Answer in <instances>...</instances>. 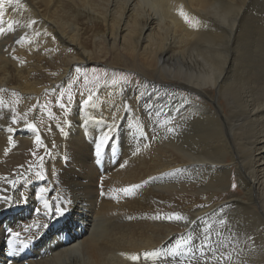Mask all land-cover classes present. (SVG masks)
Segmentation results:
<instances>
[{"label": "bare ground", "instance_id": "1", "mask_svg": "<svg viewBox=\"0 0 264 264\" xmlns=\"http://www.w3.org/2000/svg\"><path fill=\"white\" fill-rule=\"evenodd\" d=\"M23 206L4 264H264V0H0V213Z\"/></svg>", "mask_w": 264, "mask_h": 264}, {"label": "rangeland", "instance_id": "2", "mask_svg": "<svg viewBox=\"0 0 264 264\" xmlns=\"http://www.w3.org/2000/svg\"><path fill=\"white\" fill-rule=\"evenodd\" d=\"M88 68H94V69H96V71H94L96 74H93L94 72H90V73H88V74H85V75H83V78L84 79H87V80H85V83H88V82H91V83H95L96 81H99L100 79H106V78H108V76L109 75H107L104 71H97V70H109V68H108V66L106 65V64H98V65H89L88 66ZM117 72L119 73V74H121V75H123L124 77H125V79H129L130 81H132L133 82V79H131V75L132 74H134L132 71H129V70H125V69H118L117 70ZM106 74V75H105ZM71 84H67L66 86H65V88H64V91H66V89L68 90L69 88H71ZM90 86V85H89ZM63 91V92H64ZM57 95H58V93H57ZM72 95H73V93H72ZM56 96V95H55ZM60 100V96H58V97H51L50 95L49 96H47V102H50V103H52V102H54V101H59ZM44 110V107L42 108V111ZM43 119V117H40L39 119H38V122H39V124L41 125V123H43L41 120ZM237 188V186L235 187V189ZM29 208H27V206H23V207H20L19 209H16V210H12V209H7V210H5L3 213H0V224L1 223H3V222H6V221H9V224L11 225H9L10 227H9V229H14V228H17L18 227V225L20 224V222H22V221H26V220H29L30 219V215L28 216V218H26L25 219V217L24 216H19L18 214L20 213V212H24V211H26V210H28ZM65 220H69L70 221V218H62V219H60V220H58L57 222H55L54 224H52L50 227H49V229H48V231H47V233H46V235H48V234H52V233H54V230L55 231H57L58 229V227H59V223L60 222H66ZM80 221V220H79ZM12 225H15V227L14 228H12ZM1 226V225H0ZM3 227V226H2ZM60 231V230H59ZM58 231V232H59ZM62 234H63V232L62 233H60L59 235L60 236H62ZM6 240V237H4L3 236V239L1 238V240H0V244L2 243V242H4ZM3 244V243H2ZM33 244H35V242H33L31 245H33ZM27 245H29V244H27ZM27 245H25V246H27ZM24 246V247H25ZM5 247H6V245L4 244L1 248H0V257L2 256H5V254H3L4 252H5ZM30 248L31 247H26V251H30ZM35 248H37V245H35ZM190 263H195V264H209L208 262H205V261H201L200 259H197V260H193V261H191ZM0 264H4V262L1 260L0 261Z\"/></svg>", "mask_w": 264, "mask_h": 264}, {"label": "snow or ice", "instance_id": "3", "mask_svg": "<svg viewBox=\"0 0 264 264\" xmlns=\"http://www.w3.org/2000/svg\"><path fill=\"white\" fill-rule=\"evenodd\" d=\"M182 15H183V13H182ZM87 100H88V101H91V100H92V97L89 96V97L87 98ZM63 107H64V105L61 104V108H63ZM113 130H115V126H114V125H113V129H109V131H113ZM9 131H11V129H9ZM170 131H172V130L170 129ZM104 139H105L106 141H108V140L114 139V137H111V136H105ZM39 142H40V139H39V137H38V138H37V143H39ZM123 191L128 192V191H130V189H124ZM57 214H58L59 216H61V217H64V216L66 215V214H65L64 207H54V208H53V215H57ZM168 219H175V220L179 221V220L182 219V217H181L180 215H178V214L173 213L171 217H168ZM46 226H47V225H39V226H37V227H38V229H39V228H43V227H46ZM37 234H38V233H37ZM12 235L18 237V236L20 235V233H19V232H13ZM137 259H138V258H137Z\"/></svg>", "mask_w": 264, "mask_h": 264}]
</instances>
